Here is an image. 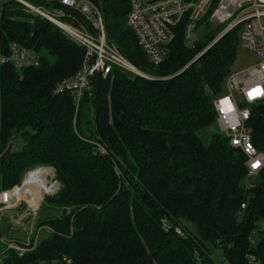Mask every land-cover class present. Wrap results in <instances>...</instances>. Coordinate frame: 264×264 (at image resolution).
<instances>
[{
  "label": "trees",
  "instance_id": "trees-1",
  "mask_svg": "<svg viewBox=\"0 0 264 264\" xmlns=\"http://www.w3.org/2000/svg\"><path fill=\"white\" fill-rule=\"evenodd\" d=\"M91 1L109 40L160 78L118 68L96 73L76 112L73 95L54 88L80 69L85 49L19 2L0 0V53L18 42L40 56L37 66L0 64V155L21 145L0 165V190L40 166L54 168L61 184L45 199L55 215L37 222L50 234L23 256L9 251L2 264L63 255L71 264H264V167L248 176L247 157L221 134L214 108L227 91L242 25L213 43L223 28L203 19L191 46L184 20L170 54L154 66L127 25L128 0ZM248 125L264 153V101L252 107Z\"/></svg>",
  "mask_w": 264,
  "mask_h": 264
},
{
  "label": "built area",
  "instance_id": "built-area-1",
  "mask_svg": "<svg viewBox=\"0 0 264 264\" xmlns=\"http://www.w3.org/2000/svg\"><path fill=\"white\" fill-rule=\"evenodd\" d=\"M15 1L19 2L26 12L54 23L73 42L85 49L80 69L59 81L54 88L56 94L73 95L76 112L83 96L93 92V76L96 73L107 76L118 68L134 75L152 78L130 62L118 46L109 40L103 12L93 1ZM128 3L130 9L127 25L132 29L139 47L154 66L162 64L170 54L171 44L176 37V28L184 20L188 23L186 42L191 46L194 45L193 33L196 31L197 23L203 19H208L214 26L225 25L213 43L219 36H223L238 25L243 26L241 43L256 53L258 62L229 76L227 91L214 100V108L219 131L233 148L246 155L248 176H256L264 167V153L253 146L252 130L248 123L252 107L264 101V0H128ZM39 61L40 56L35 49L27 48L18 42L11 44L9 54L0 53V64L13 63L18 69L25 65L37 66ZM100 149L106 152L102 146ZM37 170H40V173L34 183L38 186L43 173L46 179H50L52 174L55 175L54 168L40 166L29 171L20 185L0 190V243L4 244V250L0 255L3 258L9 251H15L19 256L32 252L41 241L39 231L42 226L37 225V210L41 199L52 190L46 193L40 186L42 197L38 199L37 206L30 203L25 193L15 194L16 191L22 190L30 173ZM23 202L26 203L25 208L19 213L16 209H20ZM245 206L243 203L241 208L244 209ZM11 211L17 212L15 225L20 227L23 233L21 236L1 234L3 213ZM30 215L31 217L26 219ZM11 218L15 219L12 215ZM162 222L166 230L171 228L167 221ZM49 229L51 231L50 227ZM176 231L181 233L179 227ZM248 258L251 262L256 261L254 254H248ZM71 263L72 258L63 255L42 264Z\"/></svg>",
  "mask_w": 264,
  "mask_h": 264
},
{
  "label": "rangeland",
  "instance_id": "rangeland-1",
  "mask_svg": "<svg viewBox=\"0 0 264 264\" xmlns=\"http://www.w3.org/2000/svg\"><path fill=\"white\" fill-rule=\"evenodd\" d=\"M211 24V23H210ZM211 26H213V27H215L216 29L218 28V29H222L225 25L223 24V25H218V26H214L213 24H211ZM203 27L202 28H199V29H197L196 31H195V33H193V38L196 40L197 38H199L201 35H202V33L204 32L203 31ZM242 30H243V26H242ZM242 32V31H241ZM221 33V32H220ZM219 33V34H220ZM218 37V36H217ZM216 37V38H217ZM215 38V39H216ZM258 62V57H257V55H256V53H254V52H252V51H250L248 48H246L242 43L240 44V46L238 47V58H237V60H236V62L234 63V65H233V67H232V73L234 74V73H237V72H240V71H242V70H244V69H246V68H248V67H250V66H252V65H254V64H256ZM151 77L152 78H156V79H159L160 77H156V76H152L151 75ZM162 78H165V77H162ZM214 130H216V127L215 126H213V127H211V128H209V129H207V130H205V133H204V135H205V137L207 138V140H205L206 142H209V140H210V137H209V134L212 132V131H214ZM204 132V131H203ZM209 137V138H208ZM15 146H16V148H21V145H20V143H16L15 144ZM53 169V168H52ZM52 172H54V171H52ZM36 174V173H35ZM34 175V174H33ZM56 172H55V175L54 174H52V177L49 179V182H48V185H50V183L51 184H54V188H53V190H52V192L51 193H49V194H45V196L43 197V199H41V202H40V207H39V210H37L38 211V213H37V220H42V221H44V220H46L47 218H49V217H52V216H54L55 215V213H56V211L54 210V209H52V208H49L48 206H47V203H45V199H46V197H48V196H52V195H54L57 191H58V189L60 188V186H61V184L59 183V181L57 182V181H55L56 180ZM37 177V176H36ZM34 178L35 180L37 179V178ZM34 180V181H35ZM37 186V189L39 190V192H40V190H41V188L42 187H44V185H43V183H42V181L40 182V184H39V186H38V184L36 185ZM40 186H41V188H40ZM46 191H48V192H50V190H46ZM45 192V191H44ZM48 192H46V193H48ZM30 195V194H29ZM42 197V196H41ZM27 198V197H26ZM25 202H23V206H21V208L20 209H16V210H18V212L19 213H21L22 212V210L25 208L24 206H25ZM23 208V209H22ZM45 210H47V212L46 213H44V211ZM32 212V211H31ZM16 213L17 212H15V211H11V212H6V213H3V220H2V223H3V229H5V231H3L1 234L2 235H4V236H21L23 233L20 231V227H17L16 225H15V222H16ZM11 215L12 216H14V218L15 219H12L11 218ZM29 217H31V215L30 216H28L26 219H28ZM36 220V221H37ZM21 229H23V227H21ZM24 230V229H23ZM50 234V229H49V226L48 225H43L42 227H41V229H40V231H39V237H40V240L41 239H43V237L45 238V237H47L48 235ZM4 250V244H2V243H0V253L2 252ZM221 254V253H220ZM2 259H3V256H1L0 255V264H2Z\"/></svg>",
  "mask_w": 264,
  "mask_h": 264
},
{
  "label": "bare ground",
  "instance_id": "bare-ground-1",
  "mask_svg": "<svg viewBox=\"0 0 264 264\" xmlns=\"http://www.w3.org/2000/svg\"><path fill=\"white\" fill-rule=\"evenodd\" d=\"M36 173V174H35ZM40 173V170H37L36 172H31L30 173V176H28V179L26 180V182H25V185H24V187L22 188V190H20V191H16L15 192V194H23V193H25V195H26V197L28 198V200L30 201V203H32V204H34L35 206H37V202H38V199H40L41 198V196H42V192H41V190H40V192H39V190L37 189V186L35 185V177L37 176L38 177V174ZM34 174V175H33ZM44 173H43V178L41 179V181H42V183H43V185H44V187H42L43 188V190L45 191V192H48V191H46V190H53V188H54V184H51L50 183V185H48L47 186V183L49 182V179H46V178H44ZM36 177V178H37ZM29 184V185H28ZM34 186L36 187V189H34ZM30 194V195H29Z\"/></svg>",
  "mask_w": 264,
  "mask_h": 264
},
{
  "label": "water",
  "instance_id": "water-1",
  "mask_svg": "<svg viewBox=\"0 0 264 264\" xmlns=\"http://www.w3.org/2000/svg\"><path fill=\"white\" fill-rule=\"evenodd\" d=\"M221 36H219V38H221ZM218 38V39H219ZM217 39V40H218ZM216 40V41H217ZM215 41V42H216ZM17 151V148L15 146L14 143H11L6 149L5 151L0 155V165H3L7 160H9ZM0 231H1V227H0Z\"/></svg>",
  "mask_w": 264,
  "mask_h": 264
}]
</instances>
